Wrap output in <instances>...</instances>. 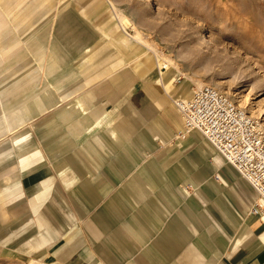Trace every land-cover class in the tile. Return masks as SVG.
Segmentation results:
<instances>
[{
	"label": "rangeland",
	"instance_id": "obj_1",
	"mask_svg": "<svg viewBox=\"0 0 264 264\" xmlns=\"http://www.w3.org/2000/svg\"><path fill=\"white\" fill-rule=\"evenodd\" d=\"M137 35L141 42L134 40ZM59 52L68 58H59ZM159 68L166 72V90L174 93L169 102L179 119L173 99L189 97L195 88L212 85L245 107L260 121L264 131V0H0V152H5L12 132H20L16 125L27 121L23 125L36 138L18 151L17 155H21L39 146L40 136L47 130L39 132L34 126L52 115L54 109L89 89L110 91L113 76L122 70L141 78L147 72L161 76ZM65 91L74 92L58 102ZM42 99L47 100V105L39 108L38 100ZM50 101L58 103L51 107ZM130 101L131 96L126 98V102ZM118 110L119 106L111 109L110 120ZM9 124L12 130H6ZM147 137L153 144H143L142 152L159 145L151 135ZM168 137L167 144L148 152L145 158H154L151 160L161 165L164 175L176 170V184L185 178L177 171L179 166L192 167L200 156L202 160L203 147L212 154L206 160H213V156L219 165L223 164L217 150L199 131L180 132V139L176 135ZM124 142L125 139L112 145L113 150L121 154L126 148ZM44 145L41 147L46 153L54 147L51 143ZM135 160L125 161L128 168L123 169L110 157L98 177L105 180L108 190L99 192L94 200L81 192L88 196L81 201L65 191L59 195L65 208L61 212L59 205L54 207L53 198H47L41 204L47 209L37 213L38 208L33 206L36 204L25 202L28 192L18 188L21 175L15 179L13 170L0 172V264H47L45 255L54 236L45 223L50 222L48 213L66 216L67 222L70 213L73 215L77 229L72 230H78L74 244L83 246L75 264H108L101 252L109 235L127 250L117 264H135V253L127 249L125 240L116 233L121 228L116 225L113 209H107L111 202L124 217L122 208H117L113 201L122 194L125 199L131 198L124 185L131 176L137 177ZM48 165L47 174H53L52 166ZM204 165L208 168V163ZM215 175L211 174L212 179ZM53 179L56 185L66 188L60 177ZM189 189L193 191V187ZM132 192L140 191L134 185ZM141 194L150 195L147 191ZM160 195H170V191L165 188ZM215 198L233 208L239 217L249 216L250 208L247 215L240 216L223 195ZM130 200L126 209L128 216H134L132 208L137 203L133 198ZM208 206L213 207L211 203ZM88 222L98 223L100 235L88 231Z\"/></svg>",
	"mask_w": 264,
	"mask_h": 264
},
{
	"label": "crops",
	"instance_id": "obj_2",
	"mask_svg": "<svg viewBox=\"0 0 264 264\" xmlns=\"http://www.w3.org/2000/svg\"><path fill=\"white\" fill-rule=\"evenodd\" d=\"M36 9L39 10V7ZM66 32L69 33L68 30ZM87 33L85 36H88ZM47 39V36L44 37L46 42ZM58 57L68 58L62 52L58 53ZM160 72L161 76L147 72L140 78L137 74L122 70L113 76L114 85L110 91L104 92L99 87L89 89L71 102L54 109L52 115L34 126L39 132L47 130L40 136L41 144L21 155H17L18 151L29 146L36 138L31 129L23 125L27 121L16 125L20 132H12L6 142L5 152H0V172L13 170L12 178L15 179L21 175L17 181L18 188L28 192L25 202L36 204L33 206L38 208L37 213L47 209L46 205L41 207L47 198H53L54 207L59 205L61 212L65 208L59 195L65 191L81 201L88 199L81 192L89 194L94 200L99 192L108 190L105 180L98 177L103 174L104 162L109 161L110 157L123 169L128 168L125 161H136L137 158V177L131 176L124 185L126 192L137 203V207L132 208L134 216H128L129 210L126 208L131 198L125 199V194L115 197L113 202L118 204L117 208H122L126 218L121 217L111 202L107 205V209H113L116 225L121 228L116 229V233L125 240L127 249L135 253V264H264V221L251 214V206L257 195L221 155L217 154L223 160L222 165L213 156V160H206L211 153L203 147L202 153L207 156L204 154L202 160L200 156L192 167L185 164L179 166L177 171L180 175L184 174L185 178L177 184L176 170L165 172L164 175L161 165L153 161L154 158H145L148 152L163 143L167 144L168 136L176 135L180 139L179 133L184 132L182 117L179 114V119L169 102L174 93L170 94L166 90V72L161 69ZM65 92L60 94L58 102L65 101L74 91ZM129 96L131 101L126 102ZM57 103H51L50 106H56ZM38 104L39 108L45 107L47 100H38ZM115 106H119V110L110 120L113 114L111 109ZM12 127L9 124L6 130H12ZM174 130L178 133L175 134ZM150 135L159 145L153 150L142 152L143 144H153L147 137ZM123 139L126 148L118 154L112 145L119 144ZM50 143L54 147L46 153L41 145ZM18 144L21 147L16 148ZM142 160L147 161L142 163ZM48 163L52 166L53 174H47ZM213 173L216 175L212 179ZM53 177H60L66 190L56 185ZM134 185L140 191L137 194L132 192ZM74 186L78 187L74 189ZM189 187H193V191ZM165 188H168L170 195H160ZM143 191L150 195L144 196L141 194ZM222 195L238 209L240 216L247 215L250 208L249 216L239 217L233 208L215 198ZM209 203L213 207L208 206ZM48 215L50 222L45 223L54 236L45 255L46 263L75 264L83 246L74 244L78 230H72L77 229L73 215L70 213V222H67L69 219L66 216ZM107 218L104 221L107 222ZM97 224L88 222L87 229L98 236L101 229ZM104 243L102 257L108 264H117L127 250L110 235Z\"/></svg>",
	"mask_w": 264,
	"mask_h": 264
},
{
	"label": "built area",
	"instance_id": "obj_3",
	"mask_svg": "<svg viewBox=\"0 0 264 264\" xmlns=\"http://www.w3.org/2000/svg\"><path fill=\"white\" fill-rule=\"evenodd\" d=\"M175 105L187 131L201 132L257 195L252 207L264 221V131L260 121L212 85L193 90Z\"/></svg>",
	"mask_w": 264,
	"mask_h": 264
},
{
	"label": "bare ground",
	"instance_id": "obj_4",
	"mask_svg": "<svg viewBox=\"0 0 264 264\" xmlns=\"http://www.w3.org/2000/svg\"><path fill=\"white\" fill-rule=\"evenodd\" d=\"M124 20H125V18H124ZM134 40H136L137 42H141L140 40H142L141 39V37H140V35H137V37H134ZM174 103H175V101H174ZM244 103H246L245 102V100H244ZM246 107H248V104H246ZM254 113H257V110L256 111H253ZM262 113H263V111H262ZM260 116H261V114H260ZM263 116V115H262ZM184 132H188L186 129H185V127H184ZM220 154V153H219ZM221 155V154H220ZM232 166V165H231ZM233 167V166H232ZM245 180V179H244ZM246 181V180H245ZM247 182V181H246ZM248 183V182H247ZM258 198V197H257ZM257 198L254 200V203L252 204V206H251V214L253 215V216H256V217H258V215H255L254 213H253V211H252V207H253V205L255 204V202L257 201Z\"/></svg>",
	"mask_w": 264,
	"mask_h": 264
}]
</instances>
